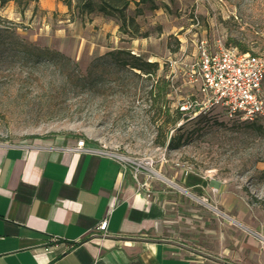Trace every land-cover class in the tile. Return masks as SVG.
<instances>
[{
    "label": "rangeland",
    "instance_id": "1",
    "mask_svg": "<svg viewBox=\"0 0 264 264\" xmlns=\"http://www.w3.org/2000/svg\"><path fill=\"white\" fill-rule=\"evenodd\" d=\"M129 2L120 31L117 15L81 14L61 0H0V143L84 139L149 157L160 175L153 181L175 192L165 180L180 184L187 168L209 173L262 217L264 138L257 130L264 117L243 122L220 106L199 113L204 96L195 79L201 40L211 51L240 44L264 52V0ZM115 49L154 63L152 75L106 55ZM182 105L191 108L169 125ZM172 127L181 145H158Z\"/></svg>",
    "mask_w": 264,
    "mask_h": 264
},
{
    "label": "crops",
    "instance_id": "2",
    "mask_svg": "<svg viewBox=\"0 0 264 264\" xmlns=\"http://www.w3.org/2000/svg\"><path fill=\"white\" fill-rule=\"evenodd\" d=\"M75 144L0 143V264H264L243 231L153 180L147 195L115 160L65 149ZM177 181L264 235V215L224 181Z\"/></svg>",
    "mask_w": 264,
    "mask_h": 264
},
{
    "label": "built area",
    "instance_id": "3",
    "mask_svg": "<svg viewBox=\"0 0 264 264\" xmlns=\"http://www.w3.org/2000/svg\"><path fill=\"white\" fill-rule=\"evenodd\" d=\"M197 52V78L195 80L199 81L200 91L204 96L202 106L198 108L199 113L210 107L220 106L227 115L236 117L243 122H252L264 117V52L251 55L247 52L242 53L235 47H220L211 51L204 40L198 42ZM190 108L191 105H182L180 110L186 113ZM4 146L10 147L14 144L4 143ZM65 149L70 152L115 160L123 170L129 171L137 189L145 190L147 195H149L150 189L149 182L156 178L160 179V175L153 170V160L149 157L131 158L116 150H109L104 146L88 143L84 139L77 140L74 146ZM189 172L190 169L187 168L184 174ZM165 181L171 183L177 192L203 207L221 222L229 224L254 238L264 250V235L261 232L246 226L227 211L221 209L206 194H196L184 186L168 180ZM114 202L115 204L119 202L117 197L114 198ZM108 215L109 213L96 225V230L101 236H105L107 233Z\"/></svg>",
    "mask_w": 264,
    "mask_h": 264
},
{
    "label": "trees",
    "instance_id": "4",
    "mask_svg": "<svg viewBox=\"0 0 264 264\" xmlns=\"http://www.w3.org/2000/svg\"><path fill=\"white\" fill-rule=\"evenodd\" d=\"M7 1V0H5ZM68 7L69 10L76 9L78 13H92L94 11L103 13L104 15H117L119 17V30L125 31L126 28V20H125V10L129 6V0H61ZM75 2V3H74ZM74 3V4H73ZM132 22V20H131ZM238 51L242 53H249L244 47L240 46V44H236L235 47ZM250 54V53H249ZM106 55L110 56L112 60L121 61L123 66H128L132 70H139L144 74L151 76L154 71L155 64L152 62L144 61L140 56H135L131 54L128 50L124 49H115L111 50ZM255 55V54H251ZM124 56L123 60L119 58ZM156 90H150V95ZM163 94L167 93L166 90H162ZM157 95L159 92H155ZM155 95V94H154ZM185 114L182 111L176 110L173 114H169L168 123L173 126L180 118L181 115ZM174 127L167 129L158 142V145L165 146L166 148H176L181 145L180 136L177 133H171ZM181 128H177L179 131ZM257 131H260L262 137L264 138V129L259 127ZM264 163V160H263ZM259 177L264 180V167L258 171ZM264 205V200L260 202Z\"/></svg>",
    "mask_w": 264,
    "mask_h": 264
}]
</instances>
